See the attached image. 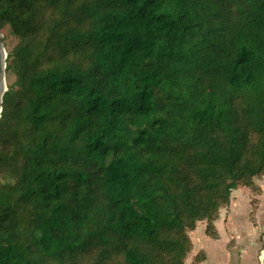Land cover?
<instances>
[{
	"label": "trees",
	"instance_id": "obj_1",
	"mask_svg": "<svg viewBox=\"0 0 264 264\" xmlns=\"http://www.w3.org/2000/svg\"><path fill=\"white\" fill-rule=\"evenodd\" d=\"M5 26L0 264H185L264 175V0H0Z\"/></svg>",
	"mask_w": 264,
	"mask_h": 264
},
{
	"label": "rangeland",
	"instance_id": "obj_2",
	"mask_svg": "<svg viewBox=\"0 0 264 264\" xmlns=\"http://www.w3.org/2000/svg\"><path fill=\"white\" fill-rule=\"evenodd\" d=\"M7 51L18 39L9 26L0 30ZM7 64V58H6ZM7 68V67H6ZM14 80L7 78L6 84ZM217 236L207 233V220L190 230L192 249L185 264H264V175L255 178V187L239 186L232 191L229 204L221 207L214 220ZM214 232V233H213ZM204 258L196 259L199 252Z\"/></svg>",
	"mask_w": 264,
	"mask_h": 264
},
{
	"label": "water",
	"instance_id": "obj_3",
	"mask_svg": "<svg viewBox=\"0 0 264 264\" xmlns=\"http://www.w3.org/2000/svg\"><path fill=\"white\" fill-rule=\"evenodd\" d=\"M6 58H7V51L5 49L2 35L0 34V116L1 111L3 109V96L5 91L7 90L6 84Z\"/></svg>",
	"mask_w": 264,
	"mask_h": 264
}]
</instances>
